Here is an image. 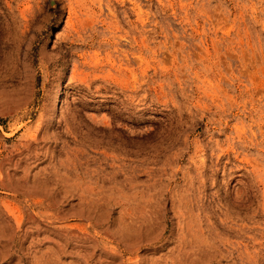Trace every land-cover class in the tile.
Segmentation results:
<instances>
[{"label":"rangeland","instance_id":"obj_1","mask_svg":"<svg viewBox=\"0 0 264 264\" xmlns=\"http://www.w3.org/2000/svg\"><path fill=\"white\" fill-rule=\"evenodd\" d=\"M0 264H264V0H0Z\"/></svg>","mask_w":264,"mask_h":264},{"label":"bare ground","instance_id":"obj_2","mask_svg":"<svg viewBox=\"0 0 264 264\" xmlns=\"http://www.w3.org/2000/svg\"><path fill=\"white\" fill-rule=\"evenodd\" d=\"M72 4V3H71ZM55 7V6H54ZM70 7V6H69ZM52 9V8H51ZM70 10V9H69ZM100 17H102V16H100ZM105 20V19H104ZM71 22V21H70ZM98 22V21H97ZM104 22V21H103ZM102 22V23H103ZM89 25V24H88ZM85 27V26H84ZM80 28V27H79ZM89 29H90V27H89ZM82 31H83V29H82ZM98 32V31H97ZM81 33V32H80ZM70 34V33H69ZM82 34V33H81ZM101 34V33H100ZM114 34V33H113ZM60 35V34H59ZM84 35V34H83ZM81 41H82V39H81ZM72 42V41H71ZM85 44V43H84ZM84 48V47H83ZM92 48V47H91ZM87 49V48H86ZM94 52V51H93ZM87 55H89V54H87ZM88 58V57H87ZM74 63V62H73ZM76 63H78V62H76ZM55 64V63H54ZM82 65V64H81ZM49 66V65H48ZM78 67V66H77ZM81 69H83V68H81Z\"/></svg>","mask_w":264,"mask_h":264}]
</instances>
